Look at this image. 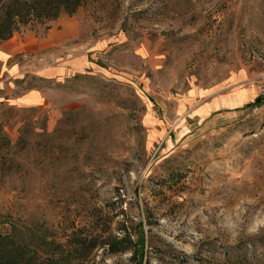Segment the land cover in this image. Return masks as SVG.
<instances>
[{
	"label": "rangeland",
	"instance_id": "1",
	"mask_svg": "<svg viewBox=\"0 0 264 264\" xmlns=\"http://www.w3.org/2000/svg\"><path fill=\"white\" fill-rule=\"evenodd\" d=\"M61 20L50 49L0 42L2 236L57 264H264V0H84L15 33Z\"/></svg>",
	"mask_w": 264,
	"mask_h": 264
},
{
	"label": "trees",
	"instance_id": "2",
	"mask_svg": "<svg viewBox=\"0 0 264 264\" xmlns=\"http://www.w3.org/2000/svg\"><path fill=\"white\" fill-rule=\"evenodd\" d=\"M83 2L84 0H0V42L12 38L15 32L19 31L21 25L29 23L34 18L41 21H52L63 12L73 15ZM1 103L0 100V105ZM0 119L1 154L4 147L10 148L13 144L3 130L2 114ZM4 233L0 232V264H57L56 257L58 258V256L51 248L58 251L62 247L61 243H53V241H47L45 235L40 236L39 240L42 245L46 246L47 252L42 254L39 261H35L39 258L33 260L27 247L11 245L9 235L2 236ZM101 237L102 233L89 232L74 239L76 259L80 260L89 256L95 248L102 244Z\"/></svg>",
	"mask_w": 264,
	"mask_h": 264
},
{
	"label": "crops",
	"instance_id": "3",
	"mask_svg": "<svg viewBox=\"0 0 264 264\" xmlns=\"http://www.w3.org/2000/svg\"><path fill=\"white\" fill-rule=\"evenodd\" d=\"M57 23V24H56ZM61 25V29L58 26ZM77 32L72 34L70 28V21L65 23L64 20L54 21L49 29H47V33L39 38H35L34 36H25L21 37L19 33H15L12 38L2 43L5 47V50L1 51L2 54L6 56H10L11 54L15 55L16 53H28L36 50H46L50 49L55 44L61 43L66 39H70L74 37ZM1 43V44H2ZM73 69H79L82 67V64H78L76 62L71 63ZM215 106V103H213ZM216 108V107H211ZM204 112V111H202ZM207 114V113H204ZM240 118V114L237 113H223L221 110H211L209 114L205 115L206 124L211 126L212 128L221 127L223 124H229L237 121Z\"/></svg>",
	"mask_w": 264,
	"mask_h": 264
}]
</instances>
